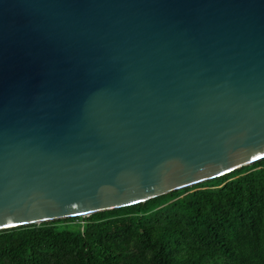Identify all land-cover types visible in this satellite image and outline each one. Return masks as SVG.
<instances>
[{
    "label": "water",
    "instance_id": "obj_1",
    "mask_svg": "<svg viewBox=\"0 0 264 264\" xmlns=\"http://www.w3.org/2000/svg\"><path fill=\"white\" fill-rule=\"evenodd\" d=\"M262 157L264 0H0V229Z\"/></svg>",
    "mask_w": 264,
    "mask_h": 264
},
{
    "label": "trees",
    "instance_id": "obj_2",
    "mask_svg": "<svg viewBox=\"0 0 264 264\" xmlns=\"http://www.w3.org/2000/svg\"><path fill=\"white\" fill-rule=\"evenodd\" d=\"M0 264H264V157L142 202L0 229Z\"/></svg>",
    "mask_w": 264,
    "mask_h": 264
}]
</instances>
